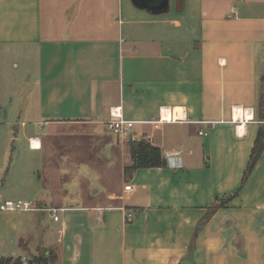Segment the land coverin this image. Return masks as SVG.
I'll use <instances>...</instances> for the list:
<instances>
[{"label": "crops", "instance_id": "obj_1", "mask_svg": "<svg viewBox=\"0 0 264 264\" xmlns=\"http://www.w3.org/2000/svg\"><path fill=\"white\" fill-rule=\"evenodd\" d=\"M152 7L133 0H0V124H21V147L41 152L43 191L24 200L60 209L53 220L62 222L54 243L44 233L32 247L55 251L59 264H264V0ZM9 47L23 50L26 68L15 93ZM10 105L20 114L9 118ZM114 107L136 121L128 137L107 126ZM63 125L94 133L103 125L114 135L106 134L102 158L116 155V184L108 169L105 189L61 187L77 155L56 150L74 137L60 134ZM142 139L162 149L166 164L127 177L129 141ZM25 232L21 256L23 247L34 253L33 231Z\"/></svg>", "mask_w": 264, "mask_h": 264}, {"label": "rangeland", "instance_id": "obj_2", "mask_svg": "<svg viewBox=\"0 0 264 264\" xmlns=\"http://www.w3.org/2000/svg\"><path fill=\"white\" fill-rule=\"evenodd\" d=\"M22 49H12L9 47V93H15L17 87H22L23 80H25V67L21 57ZM27 53L31 57L36 56L34 48L27 49ZM12 55V57H10ZM14 62L19 67L14 65ZM18 83V86H17ZM262 99H264V77L261 80ZM260 96V99H261ZM17 106V105H16ZM9 110V118L20 114V111L12 105ZM19 107V105L17 106ZM16 108V109H15ZM96 133L91 131V126H68L63 125L59 127L61 135L74 136L63 139L62 142L56 143V150L63 151L62 153H76L69 161L73 163L72 175L64 176L61 187L68 192H74L81 189H89L91 186H98L99 188H106V180L103 178V173L109 169L110 184L117 183V177H120V168L116 155L112 156L109 161L103 159L106 155L105 141L106 134L113 137L114 135L108 133L107 128L103 125H98ZM98 139H95L96 135ZM18 135V138H14ZM68 136V137H69ZM13 137V138H12ZM22 125H4L0 124V198L1 199H32L33 194L43 191L42 182L39 183V176L37 175L40 167L39 154L40 151H33L30 153L27 148L21 147ZM78 137L77 139H75ZM34 147H38V142H32ZM100 153L99 160L94 157ZM68 161V160H67ZM65 173L70 172L68 167L63 168ZM35 173L37 177H35ZM105 177V176H104ZM85 178L87 182L85 183ZM109 183V182H108ZM90 185V186H89ZM76 191V192H77ZM79 203H85V198H79ZM49 213L35 212V211H1L0 210V255L5 256H19L22 251L19 248L18 241L21 236L26 235L25 231L32 232L33 238L30 245L36 246L44 236V233L50 237L53 243L58 237V229L62 226V222L58 223L53 220V215ZM62 215V213L60 212ZM52 215V216H51ZM51 231V233H50ZM55 233H54V232ZM41 238V239H40ZM37 247V246H36ZM35 256L44 253L48 258V264H59L57 253L53 251L54 255L46 254L45 252H37V248L32 247ZM19 254V255H18ZM25 252L23 253V255ZM21 256V255H20ZM2 256H0L1 258Z\"/></svg>", "mask_w": 264, "mask_h": 264}, {"label": "trees", "instance_id": "obj_3", "mask_svg": "<svg viewBox=\"0 0 264 264\" xmlns=\"http://www.w3.org/2000/svg\"><path fill=\"white\" fill-rule=\"evenodd\" d=\"M261 140L262 135L257 144L253 148L251 161L247 168L245 178L248 176L249 172L253 168L255 162L258 159V154L261 150ZM130 153L132 155V164L127 166L125 169L127 177H130L133 172L139 168H149V167H162L166 164L162 149L158 146L153 145L151 142L142 140H131L129 141ZM223 201L221 204H224ZM46 254L54 255L53 251L44 250ZM41 253L39 256L33 257V264H48V258ZM0 264H25L21 256H2L0 258Z\"/></svg>", "mask_w": 264, "mask_h": 264}, {"label": "built area", "instance_id": "obj_4", "mask_svg": "<svg viewBox=\"0 0 264 264\" xmlns=\"http://www.w3.org/2000/svg\"><path fill=\"white\" fill-rule=\"evenodd\" d=\"M160 120H166L164 117ZM136 121L128 120L123 117L122 108L114 107L111 111V119L107 122L109 130L115 135H120L122 137H128L130 132L133 130ZM203 134V132H201ZM127 190H132V185H126ZM49 210L53 214L55 221H59L58 208H38L33 205L31 201L22 199H1L0 198V210L1 211H35V210ZM132 214L127 213V220H131Z\"/></svg>", "mask_w": 264, "mask_h": 264}, {"label": "water", "instance_id": "obj_5", "mask_svg": "<svg viewBox=\"0 0 264 264\" xmlns=\"http://www.w3.org/2000/svg\"><path fill=\"white\" fill-rule=\"evenodd\" d=\"M170 0H133L134 4L137 6H142L143 4H152V9L154 10H165L169 7Z\"/></svg>", "mask_w": 264, "mask_h": 264}, {"label": "flooded vegetation", "instance_id": "obj_6", "mask_svg": "<svg viewBox=\"0 0 264 264\" xmlns=\"http://www.w3.org/2000/svg\"><path fill=\"white\" fill-rule=\"evenodd\" d=\"M21 248H22V246H21ZM23 249H24V251H25V254L24 255H22L21 256V258H22V260H23V262L25 263V264H33V257H35V255H37V254H34V253H32L30 250H28V249H25L24 247H23ZM42 251H44V250H40V251H38V252H42ZM40 254H38V256H39Z\"/></svg>", "mask_w": 264, "mask_h": 264}, {"label": "bare ground", "instance_id": "obj_7", "mask_svg": "<svg viewBox=\"0 0 264 264\" xmlns=\"http://www.w3.org/2000/svg\"><path fill=\"white\" fill-rule=\"evenodd\" d=\"M175 118H178V113H177V115H175Z\"/></svg>", "mask_w": 264, "mask_h": 264}]
</instances>
